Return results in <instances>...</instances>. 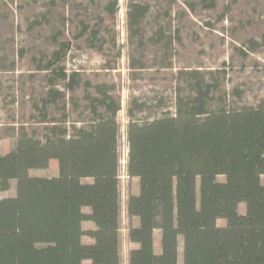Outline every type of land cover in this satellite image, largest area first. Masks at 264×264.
Masks as SVG:
<instances>
[{
    "label": "trees",
    "instance_id": "16d2710c",
    "mask_svg": "<svg viewBox=\"0 0 264 264\" xmlns=\"http://www.w3.org/2000/svg\"><path fill=\"white\" fill-rule=\"evenodd\" d=\"M147 9L130 6L132 26ZM179 74L187 88L177 87L173 113L137 121L133 107L127 110L126 173L139 182L138 193H129L126 202L127 238L137 244L128 251V264H178L179 238L182 264H264V100L214 106L215 86L200 70ZM56 75L67 79L69 91L78 84L76 72L60 68ZM86 84L95 93L85 95L91 114L86 125L72 126L69 134L65 125L44 117L52 123L44 140L21 131L15 147L0 155V191L15 180V194L0 197V264L120 263L121 106L113 86ZM47 96L44 106L63 93L50 88ZM52 164L56 175L29 174ZM84 221L95 227L83 229ZM84 235L94 241L83 243Z\"/></svg>",
    "mask_w": 264,
    "mask_h": 264
},
{
    "label": "rangeland",
    "instance_id": "374dc122",
    "mask_svg": "<svg viewBox=\"0 0 264 264\" xmlns=\"http://www.w3.org/2000/svg\"><path fill=\"white\" fill-rule=\"evenodd\" d=\"M132 4L148 7L136 26L128 17ZM60 68L77 73L73 91L56 75ZM191 70H200L214 84V106L264 100V0H0V155L15 147L21 131L44 140L52 124L45 118L65 125L69 134L72 126L86 125L91 114L85 95L95 94L86 81L113 86L121 106L119 264H128L126 202L135 183L126 175L127 110L133 107L137 121L163 110L173 113L177 87L187 88L179 72ZM50 88L63 96L44 106ZM29 174L57 171L52 164ZM14 194L11 180L0 197ZM238 211L245 213L244 203ZM178 251L182 264L181 238Z\"/></svg>",
    "mask_w": 264,
    "mask_h": 264
},
{
    "label": "crops",
    "instance_id": "0c3cea01",
    "mask_svg": "<svg viewBox=\"0 0 264 264\" xmlns=\"http://www.w3.org/2000/svg\"><path fill=\"white\" fill-rule=\"evenodd\" d=\"M56 171H57V167H56ZM128 179L131 182L133 181L135 183L133 186V189L131 190V193L137 194L139 191L138 178H136V177L129 178L128 177ZM84 212L90 213V208L85 207ZM131 222H132L133 226H138L139 218L134 216V217H132ZM82 227H83V229H93L95 227V224L92 221H84V222H82ZM156 232H158L157 236H159V243H160V232L158 230H155V232H154V249L156 248V244L158 243V240H157L158 237L156 238V234H155ZM127 240H128V238H127ZM82 241H83V243L89 244V243H92L94 240L91 237L84 235L82 237ZM128 243L131 247H137V244L131 243V242H129V240H128ZM82 264H91V262H90V260H83Z\"/></svg>",
    "mask_w": 264,
    "mask_h": 264
},
{
    "label": "built area",
    "instance_id": "2783aa9c",
    "mask_svg": "<svg viewBox=\"0 0 264 264\" xmlns=\"http://www.w3.org/2000/svg\"><path fill=\"white\" fill-rule=\"evenodd\" d=\"M126 175H127V173H126Z\"/></svg>",
    "mask_w": 264,
    "mask_h": 264
}]
</instances>
